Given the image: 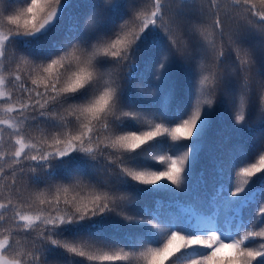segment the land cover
Segmentation results:
<instances>
[{"label": "snow or ice", "instance_id": "obj_1", "mask_svg": "<svg viewBox=\"0 0 264 264\" xmlns=\"http://www.w3.org/2000/svg\"><path fill=\"white\" fill-rule=\"evenodd\" d=\"M140 260L264 264V0H0V264Z\"/></svg>", "mask_w": 264, "mask_h": 264}, {"label": "trees", "instance_id": "obj_2", "mask_svg": "<svg viewBox=\"0 0 264 264\" xmlns=\"http://www.w3.org/2000/svg\"><path fill=\"white\" fill-rule=\"evenodd\" d=\"M221 3L227 5L229 3V0H221ZM220 125H214L212 129L209 130L208 133V144L215 150L216 154H219L221 151V146L224 148L232 147L234 145H245L247 141L246 135H237L235 133H232L230 129L225 130L223 133V136L217 135V132L220 130ZM230 137L227 144H224V137ZM213 161H212V154L209 153L208 148L206 147L205 150L201 153V157L199 162L196 166V171L199 173L201 170L205 173V178L211 181V177L213 175ZM159 199L163 202H167L168 200V194L167 193H156L151 198L149 203L154 206L155 201ZM121 247L123 245H120ZM137 264H143V261L140 260L137 262Z\"/></svg>", "mask_w": 264, "mask_h": 264}]
</instances>
